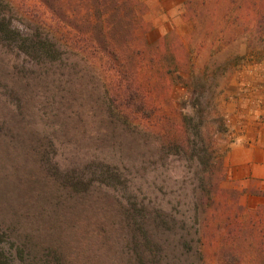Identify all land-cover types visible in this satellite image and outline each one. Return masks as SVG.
Instances as JSON below:
<instances>
[{
    "label": "trees",
    "instance_id": "trees-1",
    "mask_svg": "<svg viewBox=\"0 0 264 264\" xmlns=\"http://www.w3.org/2000/svg\"><path fill=\"white\" fill-rule=\"evenodd\" d=\"M147 10L141 0H0L12 116L0 117V175L25 202L0 210V264H264V204L240 202L264 190L228 185L215 83L194 67L202 48L242 34L252 54L264 0H185L193 48L172 29L149 40ZM179 86L190 101L174 96ZM57 145L74 161L61 166ZM170 166L195 180L173 203L125 194L128 168L143 177Z\"/></svg>",
    "mask_w": 264,
    "mask_h": 264
},
{
    "label": "rangeland",
    "instance_id": "rangeland-1",
    "mask_svg": "<svg viewBox=\"0 0 264 264\" xmlns=\"http://www.w3.org/2000/svg\"><path fill=\"white\" fill-rule=\"evenodd\" d=\"M147 5V12L143 16L145 25L150 29L148 39H155L172 29L181 39L194 47L196 38L191 34V26L183 22L179 16L180 9L185 0H141ZM247 34L228 43L219 44V47L205 46L194 58V67L197 70L206 68L211 73L215 87L212 90V106L223 118L227 132L221 136L217 143L218 151L223 156L224 165L228 175V185L238 188L255 187L264 190V181L252 177L240 178L245 168H234L232 160L242 158L243 153L234 149L245 147L251 149L252 156L262 157L264 151V34L260 39H254L253 53H249L246 39ZM258 52V54L254 53ZM3 57L0 56V117H11L9 107L4 103L5 95L3 85L6 77L2 74ZM191 93L183 87L174 90V96L184 102L189 100ZM206 95V94H204ZM190 101V100H189ZM209 123L214 122L212 116L208 117ZM234 149V151H232ZM73 147L57 145L55 159L61 166H66L77 157ZM246 156L248 151L245 152ZM227 157V158H226ZM80 159L76 162L80 163ZM125 194L128 196L134 187L141 188L151 200H175V192L183 186H193L192 174L180 173L178 169L170 168L160 175V171L149 170L143 177L128 168L125 172ZM164 180V182H162ZM6 175H0V210L6 208L7 201L19 200L20 184L11 183ZM192 184V185H190ZM96 186V185H94ZM121 186V185H117ZM166 189L165 195L158 193L155 188ZM169 192H172L169 194ZM135 194H137L135 192ZM173 194V195H172ZM18 201V202H19ZM24 202V203H23ZM163 202V203H164ZM240 202L245 207L253 208L264 204V197L244 195Z\"/></svg>",
    "mask_w": 264,
    "mask_h": 264
},
{
    "label": "crops",
    "instance_id": "crops-1",
    "mask_svg": "<svg viewBox=\"0 0 264 264\" xmlns=\"http://www.w3.org/2000/svg\"><path fill=\"white\" fill-rule=\"evenodd\" d=\"M235 148L243 153L242 158L231 161V165L234 168H245L240 178L252 177L264 181V151L262 157L258 158L252 156L251 149L237 146H235L234 149ZM234 149L232 151H234ZM246 151H248L247 156L245 154Z\"/></svg>",
    "mask_w": 264,
    "mask_h": 264
}]
</instances>
